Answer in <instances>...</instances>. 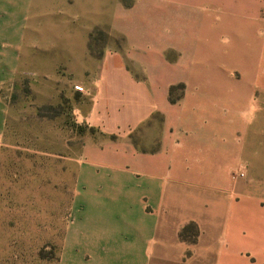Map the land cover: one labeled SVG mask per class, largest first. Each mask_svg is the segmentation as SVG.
Instances as JSON below:
<instances>
[{"label":"rangeland","instance_id":"obj_1","mask_svg":"<svg viewBox=\"0 0 264 264\" xmlns=\"http://www.w3.org/2000/svg\"><path fill=\"white\" fill-rule=\"evenodd\" d=\"M241 5L251 3L244 0ZM96 39H91L93 50ZM208 39L212 45L222 40ZM223 43L229 44L227 37ZM230 55L224 50L216 74L225 94L246 89L248 83L240 71L229 77L234 69ZM165 57L173 59V52ZM209 59L207 76L204 72L200 81L186 84L193 95L213 89L210 67L218 59ZM178 60L182 65L174 69L176 76H198L186 67L188 56ZM74 86L61 69L26 68L11 86L0 89L8 106L0 142V264H55L73 220L97 224L90 236L105 227L126 253L175 247L201 254L190 264H264V120L235 125L219 136L211 126L188 130L189 101L181 104L184 84L175 83L168 89L172 106L165 125L164 116L154 113L144 125L130 124L134 128L125 136L120 131L110 134L102 120L88 121L80 113L79 106L88 101L84 90ZM242 114L250 121L249 114ZM228 117L231 114L223 113L224 121ZM125 123H119L121 131L127 129ZM173 185L189 192V212L201 219L175 227L174 245L166 239L181 211L167 207L172 201L178 207L182 202L169 197ZM156 189L158 207L153 200ZM230 191L235 198L228 197ZM225 221L230 223L227 233L221 225ZM135 231L144 236L136 239ZM160 231L167 234L162 237ZM151 232L153 241H148Z\"/></svg>","mask_w":264,"mask_h":264},{"label":"crops","instance_id":"obj_2","mask_svg":"<svg viewBox=\"0 0 264 264\" xmlns=\"http://www.w3.org/2000/svg\"><path fill=\"white\" fill-rule=\"evenodd\" d=\"M243 1L0 0V89L9 83L11 86L26 68L61 69L74 82L75 90H84L88 103L80 104L79 111L86 120H102L106 132L120 131L124 136L134 128L130 124L144 125L154 113L164 116L166 124L170 117L167 108L172 106L167 101L168 89L175 83L184 84L181 104L189 101L188 130L211 126L219 136L222 130L235 125L258 123L264 120V61L260 60V53H264V0H249L251 5H241ZM192 6L198 7L195 10ZM94 37L98 44L95 50L91 48ZM208 37L213 38V43L218 38L222 40L212 45ZM223 37L229 40L225 47ZM224 50L231 53L229 58L234 61L229 77L240 71L244 74L240 78L248 82L247 90L223 93L222 79L216 74ZM167 51L173 52V59L167 60ZM183 54L189 59L186 67L193 69L197 77L189 76V72L184 76L174 74V69L182 65L178 59ZM243 57L247 58L244 62H235ZM209 58L218 59L210 67V74L215 77L213 89L193 95L186 84L190 79L200 81L199 74L204 72L207 76ZM242 112L250 115V121L246 114V118H241ZM223 113L231 117L224 121ZM7 115L8 106L0 94V142ZM125 120L127 129L121 131L119 123ZM250 184L246 182V186ZM187 192L183 186L178 189L175 185L169 190V197L180 199L182 204L178 207L173 201L168 203V210L181 213L172 222L167 243H175V227L190 220L201 221L189 212ZM235 196L234 191L228 194L231 199ZM153 197L156 206H160L157 189L153 190ZM73 213L74 217L75 210ZM159 223L154 224L152 231ZM79 224L73 220L68 227L55 264H158L159 260L190 264L192 257L201 255L175 247L126 253L121 243L110 239L105 227L102 233L99 230L90 236L89 230L98 225L92 220ZM221 225L227 233L230 223ZM138 234L134 232L136 239L144 236L142 232ZM151 234L146 236L148 241H153ZM165 234L160 231L158 235ZM77 239H81L79 245Z\"/></svg>","mask_w":264,"mask_h":264}]
</instances>
